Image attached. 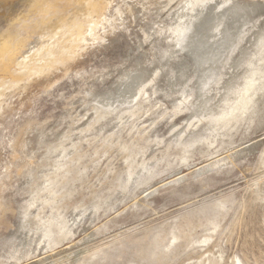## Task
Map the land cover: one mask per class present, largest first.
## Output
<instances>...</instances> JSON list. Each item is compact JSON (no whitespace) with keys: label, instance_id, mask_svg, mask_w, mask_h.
Here are the masks:
<instances>
[{"label":"rangeland","instance_id":"obj_1","mask_svg":"<svg viewBox=\"0 0 264 264\" xmlns=\"http://www.w3.org/2000/svg\"><path fill=\"white\" fill-rule=\"evenodd\" d=\"M236 5L241 23L233 18ZM203 34L225 44L219 59L197 66L190 48ZM261 47L264 0L184 1L116 58L0 206V264H264ZM252 66L260 93L246 110L250 101L229 94L242 92ZM209 69L216 75L203 89ZM142 75L143 95L125 105L126 91ZM226 97L238 110L228 103L233 118L209 126ZM202 104L211 114L190 127ZM182 130L192 143L186 155L172 141ZM157 152L164 157L152 173L161 175L124 189L129 166ZM58 209L79 229L45 253L40 228ZM29 247L31 256L17 261ZM15 248L21 254L7 259Z\"/></svg>","mask_w":264,"mask_h":264},{"label":"water","instance_id":"obj_2","mask_svg":"<svg viewBox=\"0 0 264 264\" xmlns=\"http://www.w3.org/2000/svg\"><path fill=\"white\" fill-rule=\"evenodd\" d=\"M186 0H0V206L112 63Z\"/></svg>","mask_w":264,"mask_h":264},{"label":"bare ground","instance_id":"obj_3","mask_svg":"<svg viewBox=\"0 0 264 264\" xmlns=\"http://www.w3.org/2000/svg\"><path fill=\"white\" fill-rule=\"evenodd\" d=\"M228 3H229V1H228ZM196 4H197V2H195L194 5H196ZM240 8H242L240 5H236L235 10L237 13H234L235 15L233 17L234 19L238 20L239 23H241V15H240V12H238V9H240ZM244 8H246V7H244ZM216 19L218 21H220L219 23H221L223 21V16L215 17L214 20H216ZM214 20L212 22H214ZM210 30H211V26L207 31L209 32ZM217 43H219V42L211 40V38H208L207 35L205 36L203 34V35L197 36L196 39L192 41V43H191L192 46L190 48V51L192 53V61L194 62V64H196L197 66H204V65L208 64L210 61H215V60L219 59V56L221 55L222 48H223L225 42L220 41V44H217ZM262 51L263 50L261 47L260 54L262 53ZM263 53H264V51H263ZM248 67H246V69H247L246 75L247 76L245 77V79L242 78V81H243L242 85L243 86L239 87L242 89V92L234 91V92H230V94H229L232 96L238 94V97L240 96L238 103H241L245 99L250 101L251 105L249 107H247L248 105L246 104V110H249L252 107H254L256 100H257L255 96H257V94L260 93L259 92L260 88H255L254 87L255 84H253V82H251L253 71H255L257 69H254L253 66L251 67V69ZM214 75H216V71L212 70V69H209L206 72H204L203 78H202L203 89L205 88L204 85L208 84L211 81L212 77H214ZM142 77H143V75L138 80H136V83L134 82V85H132V88H130L129 91H126V94L124 95V100L122 101V103L129 106L130 104H133L138 98H140L143 95L147 82L145 83L144 81H142ZM256 81L254 80V83H256ZM260 82L263 83L262 85L264 87V75L261 76ZM248 87H251V88L248 89ZM249 95H250V97H249ZM251 96H253V97L251 98ZM200 98L204 99V95H201ZM232 99H233V97H226L224 99L225 102L222 103L224 106L221 105L220 109L217 108L218 109L217 112L215 114H213V117L209 118V121H208V124L210 123L209 126L217 123V121H216L217 119L215 120V118L220 119L222 117H227V116H228V118H233V116H234L233 114L236 111V109L238 110V108L236 106V109H234L235 107H234L233 101H235V100L233 99V101H232ZM228 103H230L229 105L232 108L231 111H234V112H232V114H231V112L226 113V111H225ZM105 104H106L105 106H108V107L113 106V104L110 101H107ZM231 104H232V106H231ZM245 112L246 111L244 110V113ZM210 114L211 113L209 112V110H206L204 104L195 107L193 114L191 115L190 120H189L190 121L189 122L190 127L193 126V123H196V122L203 120V118H206ZM187 129H188V127H187ZM192 131H193V129L190 132L191 134H192ZM183 133L184 132L182 130V131L178 132L177 134L172 135V137H173L172 141H174L173 146H175V147L181 144L179 146L181 148V152L184 155H186L189 148L192 147V143L189 141L190 140L189 137H184L181 135ZM198 138H199V136L196 139H194L193 142L195 143V141H197ZM168 149L170 150L171 147H168ZM127 156H128V154H127ZM163 157H164V153L160 154L159 152H157L156 159L155 158L150 159L153 161H150V160L140 161L139 160L134 165H130L129 166L130 167L129 172L126 176L125 181L123 182V186H124L123 188L128 189L131 186H134L137 183L136 180L141 178L142 176H145L146 178L144 179L143 182L137 184L138 185L137 187L142 186V184H145V183L147 184V182H149V181L156 180V178L158 176H160L162 172H156V173L153 172L152 173V171H154L156 169V166H155L156 163L154 161H158V160L162 159ZM182 159H183V161H185L184 156ZM224 161H225L224 159L217 160V161L213 162L212 164H209L208 166H204L203 168L199 169L198 172L201 173V172H205L207 170H212L216 167L221 166ZM171 167H173L172 163H171V165H169V168L167 169V171H169ZM141 174H143V175H141ZM177 176H179V175H177ZM184 178H185V176L183 175L180 178L176 179L175 181H179V180H182ZM56 181H57V179H56ZM44 202L47 203L46 200ZM112 209H114L113 206L109 207V210H112ZM37 218H40V215H38ZM43 220H41V221H43ZM48 220L40 228L42 231L41 232V241L38 244V247L42 244L44 245L43 250H45V253H48V252L52 251L54 248L62 245L63 242L71 240L73 238V236L77 233V229H79V227H78L79 224L71 227L70 226L71 221L68 222L67 220L62 218V210L61 209H58L57 212H55V214H54V212L51 211V215H50ZM30 249L31 248L29 247V250L24 252L22 256L16 258V260L20 261L22 259L29 258L32 254ZM17 254H21V251L15 248L11 252V255H9V257L7 259H15L14 257Z\"/></svg>","mask_w":264,"mask_h":264}]
</instances>
